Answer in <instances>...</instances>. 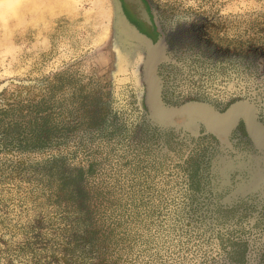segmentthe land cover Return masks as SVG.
Instances as JSON below:
<instances>
[{
    "label": "rangeland",
    "instance_id": "rangeland-1",
    "mask_svg": "<svg viewBox=\"0 0 264 264\" xmlns=\"http://www.w3.org/2000/svg\"><path fill=\"white\" fill-rule=\"evenodd\" d=\"M142 1L160 103H249L264 126V0ZM121 30L115 0H0V264H264L263 153L239 120L218 143L156 124ZM99 186L110 202L78 196Z\"/></svg>",
    "mask_w": 264,
    "mask_h": 264
},
{
    "label": "water",
    "instance_id": "water-1",
    "mask_svg": "<svg viewBox=\"0 0 264 264\" xmlns=\"http://www.w3.org/2000/svg\"><path fill=\"white\" fill-rule=\"evenodd\" d=\"M119 25L121 26L123 41L126 43L136 41L143 44L147 49V55L143 64V76L146 83L145 105L150 118L156 123L165 126L184 124L193 120H198L207 128L209 132L217 137L227 134L236 124L240 117L245 119L247 130L252 138L262 145L254 137L251 122L259 124L251 116L244 103H235L224 113H218L211 107L198 102H190L179 107H164L159 100V83L155 75V68L161 59L163 41L158 39L153 42L146 35L142 34L125 16L123 3L136 6L140 18L150 24L149 17L142 5L141 0H115ZM129 44V43H128ZM260 127V126H259ZM264 128V127H260ZM264 146V145H263Z\"/></svg>",
    "mask_w": 264,
    "mask_h": 264
},
{
    "label": "flooded vegetation",
    "instance_id": "flooded-vegetation-1",
    "mask_svg": "<svg viewBox=\"0 0 264 264\" xmlns=\"http://www.w3.org/2000/svg\"><path fill=\"white\" fill-rule=\"evenodd\" d=\"M141 2H142V5H143V7H144V9H145V11H146V13H147V15H148V17H149V21H150V24H148L147 22H145L144 20H142L141 18H140V16H139V14H138V12L136 11V6H134V5H130V4H127L126 6H127V12H128V17H129V19H131V21L133 20V21H135V22H133L137 27H138V29H139V31L142 33V34H144V35H146L148 38H153L152 37V35H154V33L156 32V26H155V23H154V21H153V17H152V15H151V13H150V11H149V9L147 8V6H145V4H144V2L141 0ZM132 14V15H131ZM158 40V39H157ZM156 40V41H157ZM155 41V42H156ZM232 104H234V103H232ZM232 104L230 105V107L232 106ZM245 106H246V108L249 110V112H250V117L252 116L253 118L255 117L254 116V109H253V107H252V105H250L249 103L248 104H245ZM230 107H228L225 111H227ZM225 111H223V113L225 112ZM238 123L241 125V126H243L244 127V129H245V132L250 136V138H251V140H252V142H253V144H254V146L261 152V153H263V155H264V139H262L261 138V140H260V134L262 133V137H263V129H261V128H259L257 125H255V123L254 124H252L251 123V127H252V129H253V131L255 132V136H256V138L259 140V142H261L262 143V145H259L253 138H252V136L249 134V132H248V130H247V126H246V123H245V119L243 118V117H240L239 118V121H238ZM256 126V127H255ZM250 127V128H251ZM255 127V128H254ZM262 127H264V126H262ZM258 128V129H257ZM263 130V131H262ZM262 131V132H261ZM227 135H228V133L227 134H225V135H223V136H220V137H217L216 135H214V134H209L208 136H205V137H207V139H208V141L207 142H209L210 143V141H215L216 143H218L219 142V139H224V136H226L227 137ZM205 137L203 138V139H205ZM191 158H193V156H191L188 160H186V162H187V165L185 164V166H188V165H190V166H192V160L193 159H191ZM264 157L262 156V157H258V160H262ZM204 160H207L208 161V158L205 156V155H202V162H204ZM193 167V166H192ZM197 174V173H196ZM197 177V178H196ZM201 178H202V176H200L199 177V175H195V176H190V179L193 181V179L196 181L195 182V184L197 185V187L201 184ZM193 184V183H192ZM255 184V183H254ZM200 188V187H199ZM201 190V189H200ZM243 257V256H242Z\"/></svg>",
    "mask_w": 264,
    "mask_h": 264
},
{
    "label": "trees",
    "instance_id": "trees-1",
    "mask_svg": "<svg viewBox=\"0 0 264 264\" xmlns=\"http://www.w3.org/2000/svg\"><path fill=\"white\" fill-rule=\"evenodd\" d=\"M46 133H49V132H46ZM49 141H50V138H48L47 136H46V138H44V137H40L39 135L38 136H36L34 139H33V141H32V144H33V149H37V150H39V149H41V148H45L47 145H48V143H49ZM21 143L22 142H20V146H18V147H23L22 145H21ZM56 159V158H55ZM54 160V159H53ZM52 160V161H53ZM56 161V160H55ZM95 172V168H94V165L93 164H91V165H89L88 166V169L86 170V171H84V169H80L77 173H75V174H73V175H71V176H69V177H67V176H64V177H62L61 179H63L64 180V182L66 181L67 183L68 182H70V183H77L79 180H81V179H83V178H85L86 176H89L90 174H93ZM77 191V190H76ZM79 192H78V196H80V197H85V199H89V201L90 200H92V198L95 200V201H97V200H99V204H104V203H108V202H110L109 200H105L106 202H104L103 201V199H109V194L107 193V189L106 188H103V187H101V186H99V187H97V189H87V188H85L84 189V191H83V189H81V190H78ZM77 196V195H76ZM77 196V197H78ZM104 216V215H103ZM105 218V220L103 221L104 223H107V218L106 217H104ZM114 219H109V221L110 222H113V221H115L116 219H115V217H113ZM117 224V223H116ZM107 225H109V224H107ZM116 226L117 225H114V226H112L111 227V229L114 227V229L116 228Z\"/></svg>",
    "mask_w": 264,
    "mask_h": 264
},
{
    "label": "bare ground",
    "instance_id": "bare-ground-1",
    "mask_svg": "<svg viewBox=\"0 0 264 264\" xmlns=\"http://www.w3.org/2000/svg\"><path fill=\"white\" fill-rule=\"evenodd\" d=\"M251 123H252V122H251ZM252 124H254V122H253ZM255 125H257V124L255 123ZM251 126H252V125H251ZM259 126H260V125H259ZM259 126H258V127H259ZM255 127H256V126H255ZM255 127H254V128H255ZM260 127H262V126H260ZM260 127H259V128H260ZM251 129H252V127H251ZM257 129H258V128H257ZM261 129L264 130V128H261ZM263 130H262V131H263ZM252 131H253V129H252ZM262 131H261V132H262ZM263 132H264V131H263ZM253 133H254V137H256L254 131H253ZM263 134H264V133H263ZM252 137H253V136H252ZM261 138L264 139V135H263V137H262V133L260 134V140H261ZM263 141H264V140H263Z\"/></svg>",
    "mask_w": 264,
    "mask_h": 264
}]
</instances>
